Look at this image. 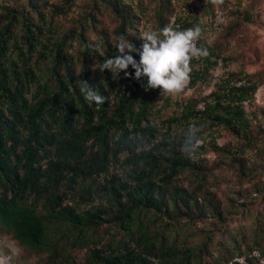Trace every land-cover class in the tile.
<instances>
[{
	"label": "trees",
	"instance_id": "16d2710c",
	"mask_svg": "<svg viewBox=\"0 0 264 264\" xmlns=\"http://www.w3.org/2000/svg\"><path fill=\"white\" fill-rule=\"evenodd\" d=\"M5 8L0 13V227L19 244L41 250L51 247L46 241L49 224L68 225L63 237L86 248L83 262L73 264H193L189 248L167 243L166 235L153 233L141 218L147 211L188 215L192 202L198 204L197 192L175 182L180 171L198 165L183 150L184 131L172 132L173 126L203 122L196 129L202 139V130L211 133L219 127L236 136L246 133L250 120L244 101L252 99L259 84L249 73L223 72L206 95L179 104V115L170 116V125L162 130L151 119L159 88L143 93L147 78L136 80L131 66L126 81L113 80L107 69H92L91 58L102 64L118 54L108 38L99 53L80 33L76 75L75 60L63 47L66 36L43 41L42 30H49L45 25ZM114 8L118 30L141 49L140 37L128 33L135 27L125 28L130 18L124 7ZM18 22L21 42L10 44ZM176 26L182 30L184 23L175 19ZM37 46L51 54L53 89L39 80L30 62ZM198 47L207 48L209 55L192 59L190 87L211 80L210 70L220 56L211 43L200 41ZM132 55L138 62L140 57ZM77 81H87L106 97L105 103L87 102ZM199 101L203 108L197 107ZM205 144L203 139L199 146ZM112 165H120L122 173L112 171ZM102 200L108 208L98 205ZM105 221L124 235L102 242L87 231Z\"/></svg>",
	"mask_w": 264,
	"mask_h": 264
},
{
	"label": "rangeland",
	"instance_id": "374dc122",
	"mask_svg": "<svg viewBox=\"0 0 264 264\" xmlns=\"http://www.w3.org/2000/svg\"><path fill=\"white\" fill-rule=\"evenodd\" d=\"M116 4L124 7L130 18L125 28L133 25L136 30L128 29V33H134L130 35L135 38L146 28L160 30L166 25L173 26L174 18L184 23L182 30L196 25L202 27V34L212 38L211 45L220 53L217 66L210 70V81L198 82L193 87L188 84L177 95L161 93L159 89L151 119L162 130L170 125V116L179 115V104L189 97L206 95L213 80L223 72L249 73L259 84L252 99L244 101L250 120L248 131L236 136L221 127L211 133L202 130L201 137L206 144L202 148L198 146L190 155L198 169H184L176 175L178 185L191 193L197 192L198 204L192 202L188 215L173 212L167 216L147 211L141 218L153 233L166 235L167 243L189 248L193 264H232L239 257L245 260L241 264H262L252 252L264 255V0H223L221 4L213 0H0V13L9 7L17 15L45 25L49 30H42L43 41L66 36L63 47L75 60L73 68L78 75L83 48L80 33L99 53L104 38L115 44L116 38L122 35L118 30ZM214 9L225 12V23L217 29L211 28L205 16ZM20 34L18 22L8 42L12 44L13 39L21 42ZM138 51L135 53L139 56ZM30 62L39 80L53 89L49 51L37 46ZM99 64V58H91L93 70H98ZM119 79L126 81L124 72L119 74ZM147 91L143 84V93ZM202 103L199 101L197 107ZM203 125V122L191 121L189 126H173L172 132L186 134V129L196 131ZM111 170L122 173L120 165H112ZM98 203L108 208L107 201ZM182 210L186 208L182 206ZM67 227L49 224L46 241L51 247L44 246L41 250L19 244L9 231L0 227V254L8 257L11 264L82 263L85 245H73L63 237ZM87 231L102 242L124 235L122 229L107 221Z\"/></svg>",
	"mask_w": 264,
	"mask_h": 264
},
{
	"label": "clouds",
	"instance_id": "9594fccd",
	"mask_svg": "<svg viewBox=\"0 0 264 264\" xmlns=\"http://www.w3.org/2000/svg\"><path fill=\"white\" fill-rule=\"evenodd\" d=\"M213 3L221 4L223 0H213ZM201 36L202 29L199 25L184 30L171 25H166L160 30L146 28L140 35L143 43L138 51L131 41L121 35L116 38L114 44L118 54L104 60L99 64V69L101 72L109 70L113 80H118L121 72H124L125 77L130 75L127 69L131 66L136 80L147 78L146 91L159 88L161 93L177 95L182 93L190 82L192 59L209 55L207 48L197 46ZM137 51L139 62L132 55ZM77 83L87 102H94L97 106L105 103L106 97L87 81ZM201 143L197 132L188 129L183 139V150L191 155Z\"/></svg>",
	"mask_w": 264,
	"mask_h": 264
},
{
	"label": "built area",
	"instance_id": "2783aa9c",
	"mask_svg": "<svg viewBox=\"0 0 264 264\" xmlns=\"http://www.w3.org/2000/svg\"><path fill=\"white\" fill-rule=\"evenodd\" d=\"M208 19V23L210 24L211 28L212 29H217L218 27H220L224 21H225V12L222 10V9H215V11L213 12V15H205ZM172 23L175 24V19L172 18ZM178 25V24H176ZM212 40L211 37H206L202 34L200 40L198 41V44L200 41H205V42H208L210 43ZM198 46V45H197ZM200 108H203V103L199 105ZM252 254L254 256H256L260 262L262 264H264V255L260 256L259 253H257L256 251H253ZM3 256V255H2ZM6 257V256H4ZM235 261L239 262V263H243L245 260L243 257H239V258H236ZM0 264H11V262L9 261L8 257H6V262L4 263H0Z\"/></svg>",
	"mask_w": 264,
	"mask_h": 264
},
{
	"label": "bare ground",
	"instance_id": "6f19581e",
	"mask_svg": "<svg viewBox=\"0 0 264 264\" xmlns=\"http://www.w3.org/2000/svg\"><path fill=\"white\" fill-rule=\"evenodd\" d=\"M4 262H6V257L0 254V263H4Z\"/></svg>",
	"mask_w": 264,
	"mask_h": 264
}]
</instances>
